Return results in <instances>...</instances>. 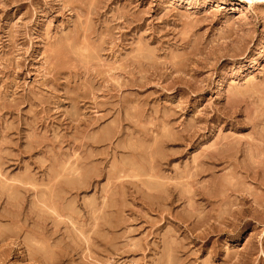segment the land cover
Segmentation results:
<instances>
[{
  "label": "rangeland",
  "instance_id": "rangeland-1",
  "mask_svg": "<svg viewBox=\"0 0 264 264\" xmlns=\"http://www.w3.org/2000/svg\"><path fill=\"white\" fill-rule=\"evenodd\" d=\"M0 264H264V0H0Z\"/></svg>",
  "mask_w": 264,
  "mask_h": 264
},
{
  "label": "bare ground",
  "instance_id": "bare-ground-1",
  "mask_svg": "<svg viewBox=\"0 0 264 264\" xmlns=\"http://www.w3.org/2000/svg\"><path fill=\"white\" fill-rule=\"evenodd\" d=\"M252 79V78H251ZM251 82V81H250Z\"/></svg>",
  "mask_w": 264,
  "mask_h": 264
}]
</instances>
